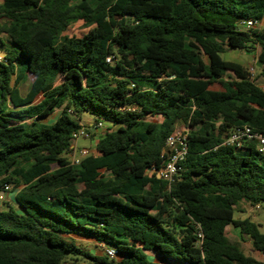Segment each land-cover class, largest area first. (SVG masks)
<instances>
[{"label": "trees", "instance_id": "16d2710c", "mask_svg": "<svg viewBox=\"0 0 264 264\" xmlns=\"http://www.w3.org/2000/svg\"><path fill=\"white\" fill-rule=\"evenodd\" d=\"M263 18L264 0H1L0 264H264L226 233L264 257L260 224L235 218L264 207V155L223 145L243 126L264 134V90L222 57L259 50L264 76V28L238 26ZM83 112L112 129L72 165ZM180 126L189 153L169 184L147 170Z\"/></svg>", "mask_w": 264, "mask_h": 264}, {"label": "built area", "instance_id": "2783aa9c", "mask_svg": "<svg viewBox=\"0 0 264 264\" xmlns=\"http://www.w3.org/2000/svg\"><path fill=\"white\" fill-rule=\"evenodd\" d=\"M239 29L245 32L252 30H261L263 29L262 21L256 20H243L239 24ZM108 63H112V57L107 58ZM256 63V62H255ZM249 73L254 79L256 75V70L254 66L249 67ZM104 127L103 122H98L94 125L93 129L95 131L101 130ZM90 130L86 126H82L80 130L75 134L74 138L77 141L79 138H89ZM188 134L189 130L185 127L177 129L172 135L167 139L165 146V155L166 159L164 161L163 167L161 169H149L147 174L149 176H156L158 179L167 181L169 184L175 182L176 177L182 171V165L186 160V157L189 153L188 145ZM249 142H255L257 146V151L264 155V134L254 131L248 126H243L241 128L234 129L230 135H228L223 145L225 146H235L237 148H242L245 144ZM90 152L87 149H75L70 156V163L72 165H79L81 160L89 156ZM9 188L6 187V190ZM2 198V197H1ZM261 207L256 206L255 209L259 210ZM202 237V235H199ZM105 252V255L110 259L117 258V252L114 248H108L104 245H100Z\"/></svg>", "mask_w": 264, "mask_h": 264}, {"label": "rangeland", "instance_id": "374dc122", "mask_svg": "<svg viewBox=\"0 0 264 264\" xmlns=\"http://www.w3.org/2000/svg\"><path fill=\"white\" fill-rule=\"evenodd\" d=\"M262 25L264 28V22L262 23ZM80 29H82V28H80ZM80 32L81 31H79V33ZM4 43H5L6 48L11 47V44L7 40H4ZM0 48H1V46H0ZM258 54H259V50H255L251 53L242 52V51L227 50V52H225V54H223L222 57L228 61L239 62L246 67L254 66L255 70H256V75L254 77V80H255L256 84L264 90V76L261 75L260 65L257 62ZM0 56H3V53L1 51H0ZM32 81H33V79H32V77H30L26 83L21 85L20 88H21L22 94L25 95L28 92ZM60 112H61V110H57V112L54 115L45 119V122H48V123L53 122L55 120V118L60 115ZM80 116H81V124L84 126H88V125H90L91 122L95 121L94 116L89 114V113L83 112V113H81ZM155 121H160V118H156ZM90 139H94V137H91L89 139L88 138H79L75 143L76 148L77 149H82V148L84 149L85 148L88 150H93L94 147L92 146ZM12 200H14V195L10 194V201H12ZM235 218H242V219L249 218V219H251L253 222L260 224L261 232L264 233V207H261L259 210H257L248 204L240 205L237 209H235ZM227 235L229 236V239L231 241L239 243L240 246L242 247L243 251L247 255H250L254 258L262 259L264 261V257L261 254H257L256 251L253 249L252 242L248 237L242 238L241 235L238 233V231H235L233 227L228 228ZM73 239L77 244H79L85 250H88V251H91V250L96 251L97 250L96 246L93 243L83 241L82 237L77 236V237H74ZM67 241H70V240L67 239Z\"/></svg>", "mask_w": 264, "mask_h": 264}, {"label": "crops", "instance_id": "0c3cea01", "mask_svg": "<svg viewBox=\"0 0 264 264\" xmlns=\"http://www.w3.org/2000/svg\"><path fill=\"white\" fill-rule=\"evenodd\" d=\"M264 22V18H263V20H262V23ZM2 39H4L5 40V37L4 36H2ZM1 51V50H0ZM2 52V51H1ZM3 53V52H2ZM4 54V53H3ZM3 58V56H0V60ZM26 83V82H25ZM21 89V88H20ZM41 98V97H40ZM40 98H38V100L37 101H39L40 100ZM57 112V111H56ZM55 112V113H56ZM54 113V114H55ZM53 114V115H54ZM52 116V115H51ZM50 117V116H49ZM59 117V116H58ZM58 117H56L55 118V120L58 118ZM156 118H160V121H155V119ZM54 120V121H55ZM53 121V122H54ZM148 121H153V122H156V123H161L162 122V118L160 117V116H156V117H154V118H149L148 119ZM43 122H45V120H43ZM45 123H48V122H45ZM50 123H52V122H50ZM49 123V124H50ZM96 123H95V121H93V122H91L90 123V125H88V126H86L89 130H90V136H89V138H91V137H94V139H90L91 140V143H92V146L94 147V149L93 150H89V152L90 153H95V144H96V142H97V140L107 131V130H109V129H112V126L110 125V124H107V123H104V127H103V129H101V130H98V131H95L94 129H93V127H94V125H95ZM181 128H183V126H180V127H178V129H181ZM88 138V139H89ZM75 149H77L76 148V146H75ZM74 149V150H75ZM88 150V149H87ZM73 152H71V153H69V154H66L65 155V157L70 161V156H71V154H72ZM7 200L8 201H10V195L8 196V198H7ZM241 205H244V204H241ZM238 219H242V218H238ZM246 219V218H245ZM229 227H231V226H229ZM229 227H227L226 228V233L228 232V228ZM234 230L235 231H238L237 229H235L234 228ZM238 233L240 234V232L238 231ZM228 236V235H227ZM63 237L64 238H66V239H69L70 241H74V237H77L76 235H63ZM228 238H229V236H228ZM82 240L83 241H87V242H90V243H93L95 246H96V248H97V250L96 251H94V250H91L90 252L93 254V255H96V256H105V252H104V249L100 246V244H98V243H96L95 241H93V240H91V239H88V238H83L82 237ZM233 242V241H232ZM237 243V242H236ZM239 244V243H238ZM79 245V244H78ZM242 248V247H241ZM243 250V249H242ZM99 251V252H98ZM256 253L257 254H260L259 252H257L256 251ZM148 256H149V258L152 260V261H155V262H157V261H159V259L156 257V255L154 254V253H152V252H148ZM256 259H259V258H256ZM259 260H262V259H259Z\"/></svg>", "mask_w": 264, "mask_h": 264}, {"label": "water", "instance_id": "95a60500", "mask_svg": "<svg viewBox=\"0 0 264 264\" xmlns=\"http://www.w3.org/2000/svg\"><path fill=\"white\" fill-rule=\"evenodd\" d=\"M4 194L2 193L1 196H3Z\"/></svg>", "mask_w": 264, "mask_h": 264}]
</instances>
